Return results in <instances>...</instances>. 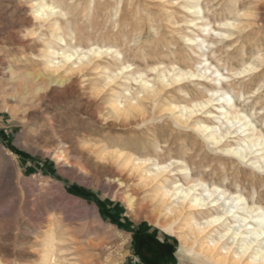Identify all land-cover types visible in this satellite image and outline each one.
I'll use <instances>...</instances> for the list:
<instances>
[{
	"label": "bare ground",
	"instance_id": "1",
	"mask_svg": "<svg viewBox=\"0 0 264 264\" xmlns=\"http://www.w3.org/2000/svg\"><path fill=\"white\" fill-rule=\"evenodd\" d=\"M3 1L8 3L6 9L9 17L13 18L18 15L17 17L21 20L27 19L28 23L38 24L41 30L40 34H42L41 37L46 35L43 32L45 29L49 31L50 37L53 39V41L43 43L45 46L40 50L39 56L44 67L42 70L16 74L10 66V69L7 67L8 70L1 73L3 77L9 78L8 84L13 86V94H15V97L17 96L16 98L21 99V101H29L49 84L56 82L63 86V92L67 93L68 96L78 91L83 96L89 95L91 101H102L105 106L101 111L98 112L97 108V110H94L98 113L94 110L95 113L90 111L92 113L91 119L93 117L95 121L107 115L106 119L109 117L114 118L118 121L116 124L132 127L168 113L169 119L175 124L196 129L205 141L221 153L220 155H227L232 161L239 160L251 166L258 176L257 181L264 179V132L257 126V111L252 109V112L249 113L239 107L237 103V100L245 102L249 99L247 96L249 93L244 88L247 81L245 82L242 79L249 72L257 74L260 71V66L264 64V50L258 47L256 51L251 52V60L245 61L242 59L243 64L241 63L242 66L239 68L229 69L224 67L227 70L226 73L222 71L221 65L214 64L210 59L211 56L218 63L222 62L226 56L222 57L221 55V57H218V51L224 50V53H227L229 57L232 55L230 50L233 49H229L232 44L244 36L253 34L250 29L254 24L264 23V18L253 22L256 10L264 5L259 0H225L218 3L219 9L213 3V0H156L159 11L166 13V16H168L167 27L172 37L171 40H168L166 32L161 30L163 23L161 25L159 22L162 19L158 22L159 19L156 20V16H154L156 19L151 17L152 8L151 11L146 10L149 16L147 21L144 22V20L142 21L143 17L140 13L139 4L136 5L135 0H126L131 18H125L123 23H120L122 17L119 15H121L124 0H106L104 4L96 3L97 0H90L84 10H88L93 14L97 4L101 11H113L115 17L119 16L116 19L119 30L117 33L114 32V34L108 36L102 34L104 37L107 36L105 42L102 40L104 43L102 45L91 42L86 46H82V43L73 44L67 41V38L74 40L76 36L72 23L79 13L81 2L75 0L70 2L68 0H27L30 4L22 5L20 0ZM174 7H180L181 11H184V28L192 34L186 33L182 25L179 24L178 19V21L173 19L172 10ZM155 8L157 10V7ZM213 11L220 16L215 22H212L206 15V12ZM63 23L65 24L63 25ZM129 26L131 28L128 29ZM151 32L154 35L152 43L161 38H167L163 43L155 44V55L180 56L182 53L174 47L176 43L173 41L179 35L186 49L196 56L195 62L191 58L190 61L194 63L182 67L181 64L171 62L170 64H164L163 60L157 58V63L148 66L146 54L149 47H147V50L143 48L141 40L142 43L146 41V39L143 40L144 35L147 34V37H149ZM39 42L41 44V41ZM130 44H133V46ZM121 45H128L129 50L135 52V57L140 55L147 64L145 66H148L146 67L148 69H144V66H142L144 68L134 67L133 63L125 58L127 52L121 48ZM139 50L141 51L138 52ZM236 50H239L237 52L242 55L246 54V51H250H245L243 46ZM188 56L187 54L186 57ZM111 61L114 66L110 65ZM94 74L101 77L102 85L98 84L97 78L94 80L90 78ZM191 84L205 92L202 98H195L189 102H186V100H181L184 102L167 101L168 97L166 96L169 93L176 90L185 93L186 88ZM262 86H257L253 94H259L260 88H264ZM7 97L5 96V99ZM199 112L204 114L205 116L202 115V117L205 118L200 117ZM168 117L166 116V118ZM210 119L214 121L211 123ZM161 127H164L162 123ZM164 129L167 130L165 127ZM180 132H183L182 129ZM193 134L195 133L193 132ZM172 135L174 134L172 133ZM153 136L156 138L158 132ZM175 137L178 138L176 135ZM191 137L193 138V136ZM70 138L68 139L70 140ZM203 138L201 139L203 140ZM92 139L81 140L79 137L78 140L69 141L71 150L69 152L66 149L69 154H66L63 149L59 153L52 150L47 152H53L56 154L58 162L68 165L70 168H77L85 176L90 174L95 177L99 171L106 173L105 186L110 189L115 184L124 191L123 201L128 210L133 211L137 205L148 210L149 212L146 214L150 216L149 224H153L164 233L176 238V240L180 238L184 252L188 255L201 258L206 264H264V206L257 201L256 194L259 190L256 189L254 182L245 177V180L252 182V187H249L251 189L249 198L243 192L239 180L235 183L236 190L232 191L216 183L210 184L201 177H195L192 168L186 162L187 159L185 160L183 157L174 158L169 156V160H162L161 153L164 151V146L154 139V142L150 140L152 142L151 146H153V150L150 148L152 151L149 149L150 146L147 148L140 142L146 152L142 155H140L141 152L138 155L132 149L129 150L128 146L115 144L114 141V145H110L107 138H105L106 141L104 139ZM113 142L111 143L113 144ZM129 142L130 140L127 143ZM132 146H138L137 148H139V141L134 140ZM146 146L148 145L146 144ZM182 147L184 156L194 157L190 155L191 148L187 145ZM167 148L171 150L170 147ZM194 151L191 153H195ZM71 155L79 161L77 163L72 162L71 157H69ZM195 158L197 157L195 156ZM12 164L14 168L19 169L15 156H12ZM202 168L203 172L211 170L209 167H204V165ZM255 173L253 174L255 175ZM261 203L263 202L261 201ZM89 207L91 208L90 205L86 204V208ZM94 211V214H98L96 209ZM41 241L43 242L39 249L23 253L22 256L30 257V260L31 256H37L40 261L39 264H66L67 261L64 262L65 259H61L60 254L61 247L59 245L64 242L62 235H56L55 229L51 227L47 231L46 238ZM101 248L103 249V247ZM88 250L90 251L89 248Z\"/></svg>",
	"mask_w": 264,
	"mask_h": 264
},
{
	"label": "rangeland",
	"instance_id": "2",
	"mask_svg": "<svg viewBox=\"0 0 264 264\" xmlns=\"http://www.w3.org/2000/svg\"><path fill=\"white\" fill-rule=\"evenodd\" d=\"M68 1L70 2L71 0ZM75 1L81 2V6L79 7L80 10L77 17L73 19L72 23L74 31L76 32V36L74 35V40L67 38L68 43H82V46H86V44L94 42L102 45L104 44L102 40L104 42L106 41L105 37L110 34H114V32L117 33L119 30V26L116 24V19H118L119 16L122 17L120 23H123V19L125 18H131L126 0H124L122 3L124 6L121 7V15L118 17H115L113 11H101L97 4L93 14H91V12L88 10H84L86 4L90 0ZM105 1L106 0H97L96 3L104 4ZM224 1L225 0H213V3L216 4L219 9L218 3ZM259 1L264 4V0ZM20 2L22 5L30 4V2L27 0H20ZM135 2L136 5L139 4L138 6L141 11L140 13L143 17L142 21L144 20V22L147 21V17L149 16L146 10L151 11L152 8L153 13L151 12V17L155 18L154 16H156L157 19H155H159L158 22L162 19L159 22L161 25L163 23L161 30L163 32L165 31L166 37L168 40H171L172 37L170 32H168L169 28L167 27L168 16H166V13L159 11V6H157L158 2L156 0H135ZM7 6L8 3L0 0V92H2L0 93V263L39 264L40 261L37 256H31L30 260V257H23L22 254L31 250L39 249L43 242L41 240L46 238L48 229L52 227L55 229L56 235H62L64 237V242L59 246L61 247V259H65L63 261H67L65 262L66 264H85V262L86 264H122L123 260L128 254V229L140 223L154 226L153 224H149L150 216L146 214L149 212L148 210L142 209L139 207V205H137L133 211H129L125 202L123 201V196L125 195L124 191L119 189L115 184H113L110 189L105 186V176L107 177L106 173L99 171L95 177L90 174L85 176L82 172H79L77 168H70V166L63 165L61 162H58L55 156L56 154L53 152H47L52 150L59 153L63 149L65 150L66 154H69L67 153L71 150L69 148V141L78 140L79 137L81 140L88 138H93L92 140H105V138H107L108 140H106L110 145H114L115 142V144L118 145L120 144L122 146H128L127 148L129 150L132 149V151H135L137 154L141 152L140 155L146 153L144 146L147 148L150 146L149 149L151 148L153 150V146H151L152 142H150V140L153 142L154 140L158 141L164 146V151L161 153L162 160L166 159L167 161L170 157H183L185 160L187 159L186 162L192 168L194 176L201 177L210 184L216 183L223 187H227L232 191H235V183L237 180H239L242 185L243 192L250 198L251 189H249V187H252L251 184L254 182L256 189L258 188L257 190H259L256 194L257 201L259 204L264 206V188H262L264 187V179L261 180L259 178L261 181H257L258 176L251 166L239 160L232 161L227 155H220L221 153L218 152L215 147H213V145L205 141V139L196 129L175 124L171 119H169L170 117H168V113H165L163 116L157 117L156 119L150 120L151 123H149L150 121H146L145 123H141L132 127L121 126L119 123L116 124L118 121L111 117L106 119L107 115L102 117L100 120L95 121L93 117L91 119V114L101 111L105 106L104 103L102 101H91V99H89V95L83 96L79 94L78 91L74 92L73 94H69L68 96L67 93L65 94L63 92V86L56 82L49 84L44 90H41L33 97V99H30L29 101H21V99L16 98L17 96L15 97V94H13V86L8 84L10 81L9 78L3 77L1 73L8 70V68L10 69V66H12L11 68L14 69L16 74L42 70L44 67L42 64V59L39 56L40 50L45 46L43 43H46L50 40L53 41V39H51L49 31H46L45 29L43 32L46 33V35L41 37L42 34H40L41 30L39 29L38 24L28 23L26 21L27 19L21 20L17 17L18 15L14 16L13 18L9 17L6 9ZM246 6H248V4H246ZM155 7H157V10ZM123 8L127 9L128 12ZM181 10L182 9L180 7H174L172 10L174 18H172L175 21L179 20V24L184 28L185 13ZM125 11L126 13L124 14ZM154 11H157L158 13ZM214 12L215 11L210 13L206 12V15L212 22H215V20H218L220 17ZM261 18H264V5H261L260 9L256 10L253 22L260 20ZM64 24L65 23H63V25ZM263 24L264 23L254 24V26L250 29L253 31V34L244 36L236 43L232 44V46L229 48L233 49L230 50V54L232 55L229 57L227 56V53H224V50L217 52L218 57H221V55L222 57L226 56L223 60L226 64L223 61L218 63L216 59L211 58V56L210 59L214 64L221 65L222 71L225 73L227 70H225L224 67L236 69L242 66V59L245 61H250L252 53L256 51L258 47L264 50ZM129 28H131V26H129L128 29ZM184 30L186 31L185 28ZM184 30L182 31L184 32ZM34 31L35 33H33ZM186 33L192 34L188 30ZM102 34L107 36L104 37ZM150 36L147 37V34H145L144 37L146 38L143 37V40L146 39V41L142 43L141 40V45L143 48H146V50L147 47L150 48V50L148 48V55L146 54L147 62L149 63L148 66L152 65L153 63H157L158 59L161 61L163 60L165 62L164 64H170L171 62L178 65L181 64L180 66L182 67L188 64L191 65L195 62L196 56L186 49L185 44L183 40L180 39L179 35L176 36V40L173 39V41L176 43L174 47L182 53L177 57H167V55L161 56V54L155 55V44H161L163 41H166L167 38H161L160 40H156L157 42L152 43L154 40L153 32H151ZM39 41H41V44ZM32 44L36 46L34 47ZM130 45L133 46V44ZM242 46L245 51L250 50L246 51L247 55H242L240 52H237L239 50L236 49H240ZM121 48L127 52L125 53V58L130 61V63H133L134 67L139 66L141 68L145 67L144 69H148L146 68L148 66H145L147 64L144 62L142 57L139 55L136 56V58L134 56L135 52L130 51L128 45H121ZM140 51L141 50L138 52ZM187 54L189 55L188 57H186ZM233 54L236 56L239 54L240 55L236 57ZM191 58L194 62L190 61ZM110 65L114 66V63L111 61ZM260 67V71L257 72V74L251 72L245 74L244 79L242 80H245V82L247 81L244 88L245 91L249 93L247 94L249 99L247 98L248 100L245 101L246 103L242 100H237V103L239 107L249 113L252 112V109L257 111V126L260 127V129H262L264 132V88H260L259 94H253V91L257 88V86L259 87L264 85V64ZM90 78L92 80L97 78L96 80L99 81L98 84L102 85L101 83L103 81L101 82L102 79L99 75L94 74L91 75ZM8 92L11 94L9 95ZM175 92L169 93L170 95L168 94L166 96L168 97L167 101L172 100L173 102H184L186 100V102H189L195 98L200 99L205 94V92L194 87L192 84L186 88L187 93L179 92L178 90ZM5 96H8L6 98L8 102L5 99ZM13 107L15 108L13 109ZM211 109L213 108L211 107ZM90 111H92V113ZM202 115L204 114L199 112V116L202 117ZM166 116L168 118H166ZM209 121L212 123L214 120L210 119ZM80 123L81 125L83 123V125L81 126ZM161 123L162 126L167 129L166 131L164 127H161ZM172 126L175 127L173 128ZM160 127L162 131L159 129ZM181 129L183 132H180ZM184 130L187 132L185 133ZM192 131L195 134H193ZM157 132L159 137L157 136L155 138L153 135H156ZM188 132L190 134H187ZM172 133L174 135H172ZM68 135L72 138H70ZM175 135L179 139L176 138ZM187 135L190 137H187ZM137 136L139 138H136ZM191 136H193V138ZM68 138H70V140ZM120 138L122 142L119 140ZM201 138H203V140ZM128 139L130 140L129 143H127L129 141ZM134 140L139 141V148H137L138 146H132ZM111 142H113V144ZM140 142H142L144 146ZM63 143L64 145H62ZM232 143L234 142L232 141ZM146 144L148 146H146ZM192 144L194 145L192 146ZM184 145H187L189 148H191L190 155H193L194 157L183 155L182 146ZM140 146H143V149ZM167 147H170L171 150H169ZM176 147L178 148L176 149ZM151 149L150 151H152ZM165 150H168L169 152H166ZM193 151L195 153H191ZM12 156L16 157L19 169L14 168L12 164ZM195 156L197 158H195ZM69 157H71L70 159L72 162L77 163L79 161L72 155ZM203 165L204 167H209L211 170L209 172H203ZM253 173H255V175ZM245 177L252 182H248L247 179L245 180ZM261 184L263 185L262 187ZM261 201L263 203H261ZM86 204L90 205L91 208H86ZM95 209L97 210L98 214H94ZM94 243L98 244L95 245ZM177 244L180 264H206L201 258H195L185 253L182 246V240L180 238H177ZM100 246L103 247V249ZM94 247L96 248L92 249ZM91 260L93 261L91 262Z\"/></svg>",
	"mask_w": 264,
	"mask_h": 264
},
{
	"label": "crops",
	"instance_id": "3",
	"mask_svg": "<svg viewBox=\"0 0 264 264\" xmlns=\"http://www.w3.org/2000/svg\"><path fill=\"white\" fill-rule=\"evenodd\" d=\"M127 235L128 254L122 264H180L176 238L158 227L140 223Z\"/></svg>",
	"mask_w": 264,
	"mask_h": 264
}]
</instances>
